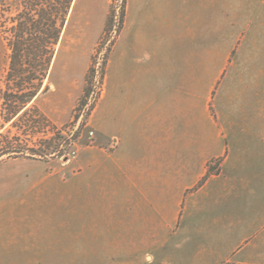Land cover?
Masks as SVG:
<instances>
[{
    "label": "rangeland",
    "instance_id": "1",
    "mask_svg": "<svg viewBox=\"0 0 264 264\" xmlns=\"http://www.w3.org/2000/svg\"><path fill=\"white\" fill-rule=\"evenodd\" d=\"M12 1H4L7 12L2 20H8V25L10 14L16 11ZM150 1L74 0L44 82L49 88L32 101L47 120L31 111L13 126L3 118L8 109L0 108V132L18 133L22 145L28 139L38 153L35 158L0 162V205L58 201L68 189L70 200L79 201L84 183L81 155L86 147L98 149L99 109H112L113 64L123 57H139L133 52L136 44L128 42V37L131 29L145 24L142 10ZM168 2L187 18L199 0ZM166 16H172L171 9ZM221 38L218 34L201 36L197 43L200 57H207L204 49L215 45L216 61L223 63L226 56L218 48ZM224 41L243 43L236 34ZM237 52L233 49L229 58H238ZM143 56L154 57L149 52ZM8 65L9 50L0 33V87L5 86ZM233 67L230 60L216 65L217 82L200 83L205 93L215 84L212 95L206 96L210 109H192L190 117L184 112L185 137L189 139L185 138L184 152L199 155L200 176L185 179L189 184L180 192L168 194L167 225L163 216L160 221L159 211L153 210L150 241L118 242L120 249L114 251L103 242L98 257L89 258L88 264H264V109H244L242 119L236 113L231 119L232 131L225 138V120H230L225 111L230 109L212 106L214 95L224 92V75L237 72ZM90 131H94L92 139ZM192 137L199 144H193ZM108 147L111 152L112 146ZM73 150H77L76 157L69 155ZM88 177L94 187L96 174L89 172Z\"/></svg>",
    "mask_w": 264,
    "mask_h": 264
},
{
    "label": "crops",
    "instance_id": "2",
    "mask_svg": "<svg viewBox=\"0 0 264 264\" xmlns=\"http://www.w3.org/2000/svg\"><path fill=\"white\" fill-rule=\"evenodd\" d=\"M233 1L199 0L187 18L168 0L144 7L145 24L128 37L139 57L113 64L112 109L98 111V149L86 147L81 155L79 201L70 200L68 189L58 201L0 205V264H88L103 242L114 251L118 242L150 241L153 210L167 225L168 194L200 176L199 155L184 152L183 125L186 110L190 117L192 109H210L206 96L215 84L205 93L200 83L217 82L216 65L230 60L237 67L238 74L224 75L222 96L213 98V109H230L225 138L236 113L242 119L244 109H264V0ZM206 33L222 36L223 63L215 45L200 57L197 43ZM234 34L243 43L226 44ZM235 48L238 58L230 59ZM147 52L154 57L143 56ZM89 172L96 174L94 187Z\"/></svg>",
    "mask_w": 264,
    "mask_h": 264
},
{
    "label": "trees",
    "instance_id": "3",
    "mask_svg": "<svg viewBox=\"0 0 264 264\" xmlns=\"http://www.w3.org/2000/svg\"><path fill=\"white\" fill-rule=\"evenodd\" d=\"M0 0V33L9 50L5 86L0 87V108L8 109L3 118L18 121L34 111L38 118L46 115L32 101L49 88V77L57 45L74 0H13L16 8L9 16L10 25L2 20L7 9ZM124 16V15H123ZM18 133L0 132V162L8 158H35L37 149L27 142L22 145ZM222 264H255L227 261Z\"/></svg>",
    "mask_w": 264,
    "mask_h": 264
},
{
    "label": "built area",
    "instance_id": "4",
    "mask_svg": "<svg viewBox=\"0 0 264 264\" xmlns=\"http://www.w3.org/2000/svg\"><path fill=\"white\" fill-rule=\"evenodd\" d=\"M89 134H90V138L92 139L93 138L94 131H90ZM70 154H73V157H76L77 150H73L71 153H69V155ZM66 158H69V157H66Z\"/></svg>",
    "mask_w": 264,
    "mask_h": 264
}]
</instances>
